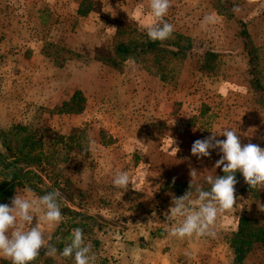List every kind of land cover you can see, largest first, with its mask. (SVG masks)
<instances>
[{
    "label": "rangeland",
    "instance_id": "1",
    "mask_svg": "<svg viewBox=\"0 0 264 264\" xmlns=\"http://www.w3.org/2000/svg\"><path fill=\"white\" fill-rule=\"evenodd\" d=\"M80 1L0 0V129L28 124L33 138L46 133L47 141H54L53 134L84 131L81 149L59 146L54 153L50 145L45 154L60 174L61 184L54 190L66 179L72 185L71 197L59 190V200L104 218L101 228L92 227L98 246L85 241L92 245L94 264H230L232 254L223 238L236 229L241 215L264 224V189H255V194L245 190L237 172V205L218 216L215 238L170 237L165 213L173 196L189 190L193 169V200L196 187L209 190L206 177L222 171V166L215 168L222 155L218 149L210 150V157L191 154L197 139L231 129L242 146L264 148V95L249 85L239 27L218 14L216 0H171L163 19L191 37L193 48L175 71V82L165 83L135 61L116 67L100 61L109 56L120 24L146 32L144 26L153 22L150 0H94V10L85 17L76 13ZM229 1L239 7L234 15L246 23L249 47L264 69V0ZM205 17L212 21L205 22ZM50 43L78 56L58 66L41 52ZM206 51L218 54L211 71L202 68ZM76 90L85 97L81 113H49ZM119 171L129 173L136 189L113 186ZM42 176L49 185L48 176ZM45 183L20 186L11 200L26 196L29 188L39 196L36 189L42 191ZM36 222L34 217L29 227ZM57 226L41 225L49 236ZM53 259L68 261L58 254ZM243 264H264V244H256Z\"/></svg>",
    "mask_w": 264,
    "mask_h": 264
},
{
    "label": "trees",
    "instance_id": "2",
    "mask_svg": "<svg viewBox=\"0 0 264 264\" xmlns=\"http://www.w3.org/2000/svg\"><path fill=\"white\" fill-rule=\"evenodd\" d=\"M215 9L218 14L224 15L235 21L239 27L238 36L243 40V47L248 56L247 73L249 85L257 89L264 95V83H262L261 59L255 50L250 49V34L246 23L236 18L233 12V5L229 0H216ZM94 10V0H81L76 9L77 15L87 16ZM193 48L191 37L173 31L172 36L161 42L149 40L146 32L126 24H120L114 34L110 45V54L100 61L111 66H119L126 60H132L142 65V68L149 74L157 77L165 83H174L177 69L185 61ZM41 52L43 55L51 57L53 62L62 66L65 61L77 57L70 49L55 45L53 43L43 45ZM218 54L206 51L203 62V69L213 70ZM85 106V97L82 92L76 90L71 98L63 101L60 105L49 110V113L56 114H77L81 113ZM54 141L48 140L46 133L38 138L31 136V127L28 124L15 123L7 129H0V204H9L15 190L24 185L30 186L31 181L45 183L42 174H46L51 183L45 188L37 190L39 196L54 191L61 184L60 174L55 173L56 163L50 161L45 154V146H53L54 153L58 152L59 146L67 149H81L82 141L87 139L83 130H75L69 135L53 134ZM47 145H45V143ZM52 173V174H51ZM55 173V174H54ZM224 175L223 171L218 176ZM236 176L238 174L236 173ZM11 177V180H8ZM65 184L58 190L66 191L71 197L72 185L69 180H64ZM245 190L255 194V189H250L246 184ZM73 190V189H72ZM61 212L64 220L56 227L52 233L51 243L58 249L70 242L73 229L79 227L83 230L84 241L90 240L96 247L99 244L97 239L91 238L92 227L94 230L101 228L99 222H103L100 215L91 216L81 211L72 209L69 205L59 200ZM57 237H61L58 241ZM68 238V239H67ZM224 242L230 249L232 259L230 264H243L256 244H264V224H260L256 219L241 215L238 218L236 229L227 233ZM59 255V254H58ZM67 263L72 264L74 259L63 258ZM105 261L101 260L100 264ZM0 264H11L9 260L1 259ZM32 264H58L53 258L44 255L43 250L40 256Z\"/></svg>",
    "mask_w": 264,
    "mask_h": 264
},
{
    "label": "clouds",
    "instance_id": "3",
    "mask_svg": "<svg viewBox=\"0 0 264 264\" xmlns=\"http://www.w3.org/2000/svg\"><path fill=\"white\" fill-rule=\"evenodd\" d=\"M149 7L153 22L144 26L149 40L163 42L169 39L174 27L163 18L171 7V0H150ZM233 12H239V7L234 6ZM211 21L212 17H205V22ZM211 132V136L193 142L191 154L197 158L210 157V150L218 149L222 155L216 161L215 168L222 166L224 175L207 176L206 182L210 189L204 190L197 186L196 199L193 200V178L197 171H191L189 190L182 196H173L172 205L165 213V223L170 225V237L181 240L205 236L215 238L214 228L218 216L237 205V172L242 174L250 189H264V148L252 143L242 146L237 133L231 129H225L219 134ZM218 135L226 139L218 140ZM112 183L119 189L126 190L129 184L136 189V183L131 180L127 171L117 172ZM25 191L27 195L17 194L11 200V206L0 204V257L9 260L11 264H32L43 250L44 255L51 258L59 254L63 258L74 259V264H94L96 257L94 254L90 255L92 245L85 243L81 228L72 230L70 242L60 250L51 243L52 237L46 235L41 227L42 224L59 225L64 220L59 190L42 196H35L30 188ZM34 217L37 222L29 227ZM57 240L60 241L61 237H57ZM186 255L190 256V253Z\"/></svg>",
    "mask_w": 264,
    "mask_h": 264
}]
</instances>
